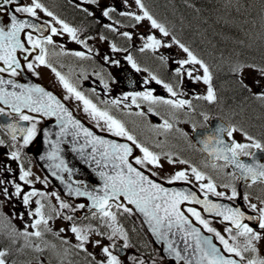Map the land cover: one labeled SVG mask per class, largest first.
Wrapping results in <instances>:
<instances>
[{
  "label": "snow or ice",
  "instance_id": "6c2138e0",
  "mask_svg": "<svg viewBox=\"0 0 264 264\" xmlns=\"http://www.w3.org/2000/svg\"><path fill=\"white\" fill-rule=\"evenodd\" d=\"M135 5L141 10L142 15L137 14L132 11H121L120 16L129 17L137 22L147 19L150 21L151 28L158 29L164 37H169L170 33L167 28L157 22L156 19L148 12L145 8L142 0H133ZM89 4H96L97 0H88ZM122 3L131 8L129 0H122ZM16 0H0V11H2L3 5H14ZM102 16L111 19V14L116 11V8L111 5H101ZM39 12L45 13L48 17H51L56 24L62 26V31L67 32L69 36L77 41V43L85 44L84 40H81L77 36V29L69 26L66 22L59 19L54 15L53 12L49 11L44 7L39 0H31L30 4L19 5L14 8V11L6 13V21L4 24H0V73H9L11 77H17L20 75L19 69L22 68V62L18 59L19 53H30L33 49H39V55L35 56V61L39 64H45V57L47 55L46 44H52V35L44 36V29L48 27L52 34L57 33V28L51 26L48 21L43 23H33L27 19H18V13H25L30 17H35L38 20ZM86 14L91 15L92 13L88 8H85ZM10 19V23H8ZM113 31L117 29L112 28V25H106ZM25 29H32L35 32L41 33V37L34 38L32 32H26L27 44L31 45V48L25 46L22 42L21 32ZM122 36L131 39L132 36L129 32L124 31L120 33ZM104 39L103 36L100 37ZM91 39V38H89ZM172 43L179 46L187 55V59L180 60L179 64L183 65H198L203 69L202 76L194 77L195 80H203V83L207 85L206 95L198 97L208 101L209 103L216 102L218 97L216 91L212 85V73L207 64L203 60L199 59L192 50L189 49L185 44L181 43L174 36L171 37ZM162 46L161 40L157 39L155 35H148L146 37V42L140 51L145 49H157ZM168 46V45H164ZM113 51L119 52L121 49L116 48L115 45L112 46ZM74 55L78 57L84 56L82 52H75ZM24 59L29 61L26 64L27 69H33V63L29 60L28 56ZM105 60H109V57L105 56ZM125 59L135 68H138L136 62L133 60L131 55H127ZM111 63H118V61H111ZM252 68L256 70L255 65H236L232 71L241 77L239 80L240 86L251 92V88L248 84H245L242 78L244 68ZM55 71V69H53ZM177 72L180 68L176 69ZM260 80L264 81V68L259 69ZM60 79L61 84L67 90V92L74 96L77 100L82 101L84 104V111L88 113L93 120H96L99 125V121H104L106 130L112 132L115 136H124L129 144L116 143L114 141L105 140L100 136L94 135L89 129L84 128L79 120L73 119L72 114L67 108L56 99L50 92H46L44 88L39 85H27L22 83H17L14 79H5L0 76V105H6L8 111L6 112L4 107H0V115L3 116H18L19 121L29 122V126L25 127L18 122L8 123L5 125L10 129L12 133V139L15 140L17 134H22L23 145H28L34 136L37 134V124L39 123L38 116L28 115L23 111L27 109L30 113H40L44 116H55L57 123L60 125V131L56 134L57 140L51 141L52 150L47 154L48 158L51 160L59 159V163L53 165L54 168L60 171H67L71 173V169L67 167L63 159L59 157V143L60 138L65 135H71L73 137V151H79L81 158H85V162L94 163L98 171V176L103 182L100 192L102 195L97 194L95 191H89L86 188L82 190L80 187L72 188L68 185L69 194L75 196H87L92 202L93 206L100 211L102 217L109 218L115 221L116 215L109 209L112 207L113 202L116 203L118 209H123L126 213L138 212L144 217L145 222L149 225L150 231L158 237V239L166 245V251L170 256H174L177 261L182 262V264H243L245 261V253L255 254L253 258L247 259V264H264V257L259 256V251L256 247L258 241L264 240V207L257 208L256 204H249V207L258 211V216L248 215L241 211L240 208L230 207L225 204L215 203L208 199V194L211 193L216 197H224L225 192L217 191L216 185L210 176L199 170L196 166L189 164V161L184 159H173L171 156H166V159L170 164H181L187 165L188 168L178 170L174 172L170 177H168V183H173L175 181H185L191 183V178L194 177L196 181L200 182V190L204 192V199H199L196 192L189 191L184 192L182 190H169L162 186V184L155 182L152 178L157 176L158 173L154 172L152 169L162 168V163L160 156L149 150L148 147L143 146L138 143L136 137L129 133L125 125L115 117L109 114L107 111H102L90 100L86 99L85 96L79 92L75 87H73L60 73H56ZM188 75L191 77L192 72L189 71ZM152 80L162 83L155 76L151 77ZM255 87H261L260 81L254 82ZM107 87V84H105ZM164 88L167 89L171 97L176 98L178 93L174 90L173 86L170 84H164ZM131 95L132 102L136 103L137 98H142L150 103H164L170 105L174 109H183L185 106L191 107V102L187 99H163L161 97L153 96L150 91L135 92L131 94H126L125 99ZM256 98L264 100V89L258 93H253ZM63 99H69L65 96ZM112 104H118L119 100L111 101ZM149 112H152V108L149 107ZM144 115V113H140ZM207 119V117H206ZM69 125H71V131L69 130ZM162 127L166 130L172 128V124L167 120L164 121ZM195 125L193 130H195ZM241 132L245 137L244 143L237 142L234 138V133ZM83 134L85 143L80 145L79 149L76 148V140ZM45 137L47 138L49 133L45 131ZM227 137V139L225 138ZM3 141H0L2 144ZM201 143L204 146V150L208 152L209 156L213 158V161H223L222 164L212 163L213 168H226L232 166L235 170L233 175L236 179L248 181L251 180L253 183L262 182L264 183V162L257 159V153H264V141L258 140L251 136L249 133L244 131L242 128H237L235 126H217L214 132L207 134ZM91 145V152L85 153L84 148ZM133 147L139 149L142 156H135L133 153ZM255 149L256 151H252ZM13 160H18L20 154L17 151H13L10 154ZM241 157H248L249 160L241 159ZM134 160L136 167L131 162ZM143 169H147L150 175H146ZM3 171L10 172V168H3ZM20 180L24 181L25 184L31 183L28 177L31 175L30 171H26L21 167ZM54 176L57 175L56 171L52 173ZM62 179V177H58ZM39 180V177H36ZM206 181V182H205ZM12 183V181H5L0 179V195L11 199L13 195H21V185L19 183L14 184L15 192L10 193L8 188L4 185ZM225 188L229 187L224 185ZM45 196V193H38L35 189L31 192L23 194V203L28 205L31 198L35 196ZM58 201L59 196L56 193H52ZM237 196V191L235 187L231 190V195L227 198L229 200L234 199ZM245 200L248 199L246 195ZM124 201L127 202L125 205ZM185 202H192L197 205H202V211L204 213H215L216 216L222 217L224 221H229L232 226L226 227L225 232L235 233L230 235L226 239L219 231L210 226L208 220L204 219L201 215V211L194 207H189L186 209L188 213L195 218V220L203 226L208 233L213 235H202L201 229L193 225L192 220L185 214L182 210V206ZM37 207L34 212L29 211L28 215L33 217V221L30 225L34 231L29 232L25 226V230L20 232L15 227H12L11 234L16 236H23L25 239L24 247H35L37 251H42L39 244L33 245L32 239L35 238L40 240L43 238L46 232H52L49 226V221L53 218L51 215H45L44 207L45 205L41 200L35 201ZM264 203V201H262ZM134 205V209L132 206ZM59 207L61 209H67L70 207L69 204L60 201ZM77 207L83 208L84 205H78ZM73 212L76 209H72ZM62 213L57 211L56 216H61ZM64 220H73L72 216H63ZM255 221L254 226H250L249 223H244L243 221ZM69 229L61 228L60 233H63ZM70 231L75 235L77 244L74 245L76 249L83 250L87 252L85 247L86 244L92 243L89 239L90 233L94 231L90 227H79L76 224H72ZM118 233L121 234L125 241L124 247H128L127 235L122 232L121 229L114 228L112 236L108 237L110 240L113 239ZM177 233L181 234L183 241V248H178L175 246L174 238ZM59 235V233H56ZM98 235H103V233H98ZM244 239V244L241 246L239 244L240 238ZM216 239L223 245V249L219 248L217 244L213 242ZM229 240L232 243H229ZM15 242V241H13ZM68 243V241H64ZM101 241L99 239L95 240V245L99 246ZM101 251L105 254V259L97 262V264H121V261L117 256L113 255L108 246L101 248ZM227 253L228 255H225ZM10 252L8 250L0 249V264H8V256ZM88 255H92L88 253ZM233 257H238L235 259ZM43 264V261H41ZM138 264H144V261H139Z\"/></svg>",
  "mask_w": 264,
  "mask_h": 264
},
{
  "label": "flooded vegetation",
  "instance_id": "af4514ba",
  "mask_svg": "<svg viewBox=\"0 0 264 264\" xmlns=\"http://www.w3.org/2000/svg\"><path fill=\"white\" fill-rule=\"evenodd\" d=\"M39 2L42 3L49 11L57 14L56 17L69 24V26L77 29L78 38L84 40L87 46H85V44L76 43L75 45L71 44L70 47L69 43H72L73 39L69 36V34V40L71 39L72 42L66 40V44L61 43L60 46L53 44H60L53 38L52 44L45 45V48L47 49L45 64H39V62L35 61L36 55L34 54L29 58L33 64L35 63V67L32 70L27 69L26 64L29 61H23V54L19 53L18 59L22 62V68L18 70L20 75L13 78L23 84L26 80H22L21 72L26 75L30 73L32 76L41 80L48 86L55 87L63 98L65 96L69 97L67 101L74 110H77L78 114L82 119H84V121L91 123L97 131H107L104 121H99L100 126H98L97 121L93 120L92 117L82 109L83 102L77 100L69 93H66V89L61 84L60 79H55L52 75V69L55 66L58 73H60V75L63 76L73 87L81 92L86 99L90 100L100 110L107 111L110 115L120 120L125 125L129 133L136 137L138 143L148 147L150 151L159 154L162 168L158 169L153 167L152 169L154 172L158 173L157 177H161L168 181V177L174 174V172L188 168L187 165L170 164L166 159V156L171 155L163 154V151L172 152L173 157H171L173 159L178 158L187 160L190 165L196 166L199 170L203 171L206 176H210L216 185V190L226 193V195L221 198L229 200L227 197L231 195V190L235 187L237 196L231 200L232 202H230L228 206L240 208L241 211L245 213V216L259 215L258 211L249 207V204H256L257 208L264 207V203H262V201H264V183L259 181L255 183L252 181L239 183L238 179H236L235 175H233L234 171L232 166H228L226 168H213V162L222 164L223 161H213V159H210L209 154L204 150V146L201 143L207 134L196 138L200 143L196 144L189 138V127H193L195 125L196 128H207L209 120L214 116H218L224 125H219L218 120L216 119V125L210 133L214 132L217 126H235L237 128H242L251 136L261 141H264V129H258L256 125H253L250 122L248 123L246 121L247 118L245 117H232V110L226 96H224L226 99L223 102L217 100L216 102L209 103L208 101L199 99L198 97H201L204 94L201 93L199 88H193L191 86L194 81L191 82L188 75L185 76L180 72H175L170 75H155L158 80L162 81V83L158 84L156 80L151 79L153 75H149L146 70L141 68V70L137 71L132 66H129L126 61H123V57L121 55L132 56L133 52L132 49L124 47L121 41L120 44L122 45L119 46V49H121L119 52L121 54H117L112 48L114 45V39H107L106 43H99L96 38L89 39L94 33L92 29L96 28L94 26L99 23V21L104 24L106 22H112V15H119L118 12L115 11L111 14V19L102 16L101 5L112 6L111 0H97L96 4H89L88 0H46ZM30 3L31 0H25L24 5ZM121 6V4L119 6L116 4L114 5L116 9L117 7L121 8ZM85 8H88L92 13V16H94L93 20H91L88 17V14H86L84 11ZM42 14L43 15L38 13L40 19L48 21L52 26L53 21L48 18L45 13ZM83 22H85L83 28L76 27ZM33 37L37 38L34 34ZM64 38L66 39L65 36ZM126 41L127 39L122 40L124 43H126ZM25 42H27L26 36ZM75 52H82L84 53V56L78 57L74 55ZM101 54H106L109 58L111 56L112 59L101 60ZM37 55H39V51ZM111 61H118V63L114 64L111 63ZM146 62V60H140V66ZM2 66L3 65H0V67ZM77 69L80 71H77ZM5 73L10 75L7 72ZM105 84H107V87H105ZM164 84L172 85L174 90L178 93V96L176 98L171 97V94L164 88ZM143 91H150L153 96L161 97L163 99H187L191 102V107L185 106L183 109H174L168 104L150 103L142 98H137L136 103H133L131 95H128V98L125 99L126 94ZM113 100H119V103L112 104L111 101ZM122 105H127V107H129L126 110L130 119L129 121L121 119L119 110ZM194 105H197L199 110L192 112V107ZM0 107H4L6 112L8 111L7 106L0 105ZM149 107L152 108V112L148 111ZM25 113L36 116L30 112L25 111ZM140 113H144V115H140ZM9 117L25 127L29 126V122L19 121L18 116L13 115ZM261 117L264 118V115H261ZM53 118L56 120L55 116ZM165 120L172 124L171 129L166 130L162 127ZM44 123V120L39 118V123L37 124V134L32 138L28 145H23L22 134H17L16 139L13 140L11 131L0 127V141H3V143L0 144V179L12 181V183L4 185L8 188L10 193L15 192V183H19L21 185V195L19 196L13 195L11 199H8L5 196L0 195V222L6 221L3 219V216L5 215L15 224L21 223L22 220L32 223L33 217L29 216L28 212H34L37 207L35 203L36 200H41V202L45 205V215H50L49 212L51 206L49 205H52L51 202H58V200L51 194L56 193L60 198L59 203L60 201L70 202L69 208L61 209L59 207L58 210L61 213L64 211L68 216L73 217V220L68 221L67 223V221L63 219V216H60V221L65 227H68L70 230L72 224H76L78 226L81 222H84L92 225L93 228L98 229V227L101 226L97 220L99 217L98 213L91 212V214H84L78 217L76 215L78 214L77 212L80 208L77 207L78 204H75L68 199L66 200L60 191H58L56 186L48 180L42 169H40L37 165L33 151L36 145V137ZM181 124H185L187 126V129L184 132H179L181 130ZM52 131L58 133V131H60V126L56 124ZM225 138L227 139V137ZM234 138L237 142H246L245 137L241 134V132L234 133ZM82 142H84V140H82ZM77 143H79L78 137L75 144ZM13 151L19 152L20 158L18 160H13L11 158L10 154ZM252 151H255V149H252ZM137 153V156L143 155V153L139 150ZM261 155L264 160V153ZM257 159L261 160V157H257ZM164 163H168V166L166 165L165 167ZM21 167H23L26 171H30L31 175L28 179L31 183L25 184L24 181L19 179L21 175ZM3 168H10L11 171H3ZM36 177H39V180H37ZM190 184L195 186L201 194H204V192L200 190V182L196 181L194 177L191 178ZM224 185H228L229 187L225 188ZM33 189H35L38 193H46V191H48L51 200L46 196L41 197L38 195L32 197L29 204L25 205L23 203V194L31 192ZM209 194L212 195L211 193ZM246 195L248 196L247 200L244 199ZM189 207L190 206H186V209ZM74 208L76 209L75 212L72 211ZM92 214L94 217H92ZM201 215L204 219L209 221L211 227L219 231L226 239H228L230 235L235 234L234 232H225V228L232 226L231 224H228L220 219H215L209 215L206 216L202 213ZM121 220L124 225L123 228L125 234L128 236L130 234V236L138 243L140 242L142 245L147 246V233L142 231V229L137 226L135 222L130 220L127 215L123 216ZM243 222L249 223L250 226H254L256 223L255 221L247 220H244ZM6 224L8 223L6 222ZM34 230L35 229H33V231ZM19 237L21 236L15 235L11 238L10 242V239L6 237L4 232L0 233V249L8 250L10 252V255L7 258L8 264H41V261H43V264H97L98 262L94 255L85 256L82 250L76 249L74 247V245L78 243L75 242L76 240H67L59 235H55L53 232H46L43 238L38 241L34 238V244H39L42 249V251H37L35 256L30 251L33 247H16L18 243L13 241H21ZM65 240L68 241V243H64ZM229 243H232V241L229 240ZM255 243L259 251V256L264 257V240ZM239 244L241 246L244 244V239L242 237L239 239ZM254 255L255 254L250 252L245 253L244 263L247 264V259L253 258ZM159 260H161V257ZM162 261H164V258Z\"/></svg>",
  "mask_w": 264,
  "mask_h": 264
},
{
  "label": "trees",
  "instance_id": "16d2710c",
  "mask_svg": "<svg viewBox=\"0 0 264 264\" xmlns=\"http://www.w3.org/2000/svg\"><path fill=\"white\" fill-rule=\"evenodd\" d=\"M142 2L153 18L206 62L211 71L221 70L223 77L217 73V86L225 85L222 98L226 96L232 113L264 129L263 105L255 101L252 91L240 86V79L232 71L236 65L264 68V0Z\"/></svg>",
  "mask_w": 264,
  "mask_h": 264
},
{
  "label": "rangeland",
  "instance_id": "374dc122",
  "mask_svg": "<svg viewBox=\"0 0 264 264\" xmlns=\"http://www.w3.org/2000/svg\"><path fill=\"white\" fill-rule=\"evenodd\" d=\"M112 2H113V0H111V4H113ZM119 3L120 2H117L116 4L118 6L120 4L121 5H125L122 2L120 4ZM129 3L131 4V8L126 9V11L130 10L132 12H135L137 14L142 15L141 10L135 5L133 0H129ZM99 4H100V2H99ZM117 9H118V7H117ZM123 11H125V10H123ZM38 13L43 15L42 12L38 11ZM119 24H121V28H119V27L115 28V29H117V31H113V30L109 29L108 27H106V28L103 27L104 29L99 28V26H98L99 24L97 23V26H95V27L98 28V29H96V28L92 29L94 31V33H93V36H91L90 38L91 39H95V38L98 39L99 43H104V42L106 43L107 39H114V41L117 43L118 46L123 44L124 47L130 48L132 45H135V47H131V48H134L136 50H140L141 48H143V46H144V44L146 42V37L148 35H155L157 39L161 40L162 46L157 48V49H145L147 51L146 53L148 55H150L152 59H154V56L157 55V54L159 56L162 55L161 59L160 58L159 59L162 62L165 63L166 70H169L170 67L174 71H176L177 68H180L179 72L181 74L185 75V76H187L188 72L191 71L192 72V76L190 77L188 75L190 77V79H191V82L194 81V83H192L191 86L193 88L194 87L199 88L201 93L206 95L207 85H205L203 83V80H195L194 79V77H196V76H202L203 75V69L200 68L198 65H191V64L181 66L179 64V61L187 59V55H186V53L183 52L182 49L179 48L178 45L172 43V39H171L170 36L169 37H164L163 34L160 33L158 29L151 28L150 21H148L147 19H144L143 21L137 22L134 19H131L129 17H125L122 21H119ZM52 26L57 28V33L56 34H52L51 33L50 35H52V38H54L56 41H58V43H60V44L53 43L54 45H57V46L59 45L60 46L61 43L66 44L65 43L66 40L72 42L71 39L69 40L68 33L62 31V26L61 25L56 24L53 21ZM92 30H89V31H92ZM120 30L122 32H124V31L129 32L131 34L132 38L128 39V38L122 36L120 34L121 33ZM64 36L66 37V39L64 38ZM101 36H103L104 39H101L100 38ZM124 39H127L126 43L122 42V40H124ZM120 41H121L122 44H120ZM76 43H77V41L73 40L72 43H69L70 47H71V44L75 45ZM164 45H168V46H164ZM116 53L117 54H121L120 52H116ZM105 56H106V54L102 55V57H100V59L101 60H105L104 59ZM121 56L123 57V61H126V63L129 66H132L125 59L126 56H124V55H121ZM109 59H112L111 56H110ZM144 59L145 60L147 59V55L144 57ZM148 63H149V66L152 67V68H154L155 66L159 67V65H160V63L157 62V61H154L153 63H151V62H148ZM34 64H33V68L35 67ZM53 69H55V71H53ZM53 69H52V75L55 77V79H59V77L56 74V73H58V71L56 70V67L54 66ZM216 69H218L217 66H216ZM77 71H80V70L77 69ZM217 73H219V76L223 77L221 70L220 69L216 70V79H215L216 80V84L218 83ZM242 78L245 80L246 83H248L252 87V89L256 90L257 92H259L262 89H264V81L260 80L259 69L253 70L252 68H247V67L244 68V71H243V74H242ZM255 81H260L261 87H255L254 86V82ZM223 87H225V86H221V89H224ZM66 93H68L67 90H66ZM128 108L129 107H127V105H122L121 109L119 110L120 115H121V119H124L125 121H129L130 120L129 117H128V113L126 112V110ZM82 109L84 110V104L83 103H82ZM240 110L244 111L242 108ZM2 126L3 125L0 124V127H2ZM180 128H181V130L179 132H184L187 129L185 124H181ZM163 152H164L163 154H168V155H171L173 157V153L172 152H167V151H163ZM175 159H178V158H175ZM133 162H134V160H133ZM164 165L166 167V165L168 166V163H164ZM161 180H163V179H161ZM45 194H46L45 196L48 199L51 200V197H50V194L48 193V191H46ZM63 202L67 203V204L70 203V202H67V201H63ZM51 203H52V205L51 204L49 205V206H51L49 214L53 218L49 221V226L51 227L52 232L55 235H56V233H59L60 237H63L65 239H67V240H69V239L70 240L71 239L76 240L75 235L70 230H67V231H65L63 233H60V229L61 228H65V229H69V228L65 227L62 224V222L60 221V216H56V212L59 210V204H60L59 201L56 202V203L55 202H51ZM114 210H116V209L114 208ZM3 213H5V212H3ZM92 217H94L93 214H92ZM3 219L6 220V221H1L0 222V233L4 232L6 237L8 239H10V242H11V238L15 236V235L11 234L12 227H15L20 232H23L25 230V226L28 225L29 227L27 228V230L29 232L33 231V228L30 227L31 223H29L26 220H22L21 223L15 224V223L11 222L10 218H8L5 215L3 216ZM97 220H98V223L101 224V226H99L98 229L93 228L92 225L86 224L84 222H81L80 225H78V226L79 227H90L91 229L94 230V231H92L90 233V236H89V239L92 241V243H88V244L85 245V247L87 249V252H85L83 250H82V252L85 254V256H88V253H91L92 256L94 255V257L99 262V261L105 259V254L101 251L102 247L108 246L110 251L112 252V250H111L112 247L110 246V244L112 242L117 241L121 245L124 246L125 241L122 238L120 233H118L111 240L108 238V237L112 236V232H113L114 228L121 229L122 232L124 233V229L122 228V226L119 223H117L116 219H115V221H112L109 218L102 217L101 214H99V217L97 218ZM6 222L8 224H6ZM101 232L103 233V235H98V233H101ZM21 237H19V239H21V241L18 242V241L15 240V242L18 243L16 245V247H20V246H21V248L24 247L25 239H24L23 236H21ZM97 239H99L101 241V244L99 246L95 245V240H97ZM36 241H38V240H36ZM34 242L35 241H34V238H33L32 239L33 245L37 244V243L34 244ZM75 242L77 243V240ZM134 242L136 244H139L136 240H134ZM127 248H128V251H127V254L125 256L117 257L121 261V264H138L139 261L143 260V258L140 256V255H143V254H141L140 252H137L136 250H134L130 246L126 247V249ZM30 251L32 252V254H34V256H35V254H37V250L35 249V247H33V249L30 250ZM152 254L157 255L158 251L157 250H153ZM144 263H146V260L144 261Z\"/></svg>",
  "mask_w": 264,
  "mask_h": 264
},
{
  "label": "water",
  "instance_id": "95a60500",
  "mask_svg": "<svg viewBox=\"0 0 264 264\" xmlns=\"http://www.w3.org/2000/svg\"><path fill=\"white\" fill-rule=\"evenodd\" d=\"M18 3H20V1L19 0H16V4H18ZM3 7L5 8V11L4 12H0V18L2 17V16H4V15H6V13L7 12H9V10H11V11H14V8H13V5H3ZM17 15V14H16ZM17 16H19V15H17ZM22 17H24V16H22ZM0 24H3V22H1L0 21ZM21 33H23V31L21 32ZM46 88V87H45ZM52 90V89H51ZM52 95H54L55 97H56V99H58V100H60V102L64 105V107L65 108H67L68 109V111L69 112H71L72 113V110L70 109V107L66 104H64L63 103V99H61V98H58V96L55 94V93H53V92H50ZM107 136V138H106V140H109V141H114V142H116V143H121V144H129V145H131L129 142H127L126 140H124V139H113V138H110L111 136L110 135H106ZM38 148L36 149V154H39L40 153V149H41V146H40V136H38ZM50 149L52 150V146H50ZM47 154L48 153H46V152H43L42 154H39V163H40V165L42 166V167H44L45 169H46V171H47V173L51 176V178L55 181V176L52 174L53 173V171H55V169L53 168V160H51V159H49L48 158V156H47ZM43 157H45V158H43ZM132 163H133V165L134 166H136V167H139V166H137V165H135V163L133 162V161H131ZM144 171V170H143ZM145 172V171H144ZM80 174L82 175L81 176V178H83L85 181L84 182H82V183H77V184H75L78 180H80V179H78L77 181H75L73 184H75V185H71L72 186V188H77V187H80L82 190H84L85 188L87 189V190H89V191H95L97 194H100V195H102V192H100V189L102 188V184H103V182L101 181V179L100 178H95V176L93 177V175L91 174V172L90 171H88L87 169H84V168H80ZM145 174L146 175H150L148 172H145ZM150 178H152V179H154V181L156 180L155 178H153V177H150ZM157 181V183L158 182H161V181H158V180H156ZM155 181V182H156ZM160 184H162V186L163 187H165V188H168L169 190H182V191H184V192H186L187 191V188L185 187V186H182V188H179L178 186H179V184H177V183H171V184H166V183H164V182H161ZM61 186V188H63V185H60ZM72 197H73V199L75 200V201H77V202H83L84 203V208H86V209H91V208H95L94 206H93V202L87 197V196H75V195H72ZM124 203L125 204H127V202L126 201H124ZM133 209H134V205H132L131 206ZM97 209V208H96ZM182 210H184L185 211V214L187 215V216H189V218L192 220V222H193V225L195 226V227H197V228H200L201 229V233H202V235H212L211 233H208V232H206V231H204L203 230V228L201 227V225L198 223V222H196V221H194L193 219H192V217L187 213V211L185 210V209H182ZM140 216H141V218H143V220H144V217H143V215L141 214V213H138ZM144 222H145V220H144ZM146 227H147V229L150 231V227H149V225L146 223ZM151 232V231H150ZM155 236V235H154ZM172 239H174L175 240V246L176 247H178V248H183V241H182V238H181V234L180 233H177V235L174 237V238H172ZM213 242L215 243V244H217V246L219 247V248H221L222 249V247H221V245L220 244H218L216 241H215V239H213ZM155 244L159 247V249H160V251H161V253H163L164 254V256H166V258L168 259V261L169 262H167V263H163V264H182V262H180V261H177L176 260V258L174 257V256H170L169 254H168V252L166 251V245L163 243V242H161L159 239H158V237H157V241L155 242Z\"/></svg>",
  "mask_w": 264,
  "mask_h": 264
},
{
  "label": "bare ground",
  "instance_id": "6f19581e",
  "mask_svg": "<svg viewBox=\"0 0 264 264\" xmlns=\"http://www.w3.org/2000/svg\"><path fill=\"white\" fill-rule=\"evenodd\" d=\"M115 1L116 0H113V2L112 3H115ZM238 1V0H237ZM231 3V2H230ZM237 5V4H236ZM254 9V8H253ZM240 10V9H239ZM243 11V10H242ZM218 12V11H217ZM241 14V13H240ZM94 15V14H93ZM216 15V14H215ZM232 15V14H231ZM259 15V14H258ZM218 16V15H217ZM264 16V15H263ZM262 16V17H263ZM88 17L91 19V20H93V18H94V16H92V14L91 15H88ZM205 17V16H204ZM198 21V20H197ZM232 21V20H231ZM257 22V21H256ZM84 23L85 22H83V23H81L80 25H78V26H76V27H79V28H83V26H84ZM203 24V23H202ZM205 27V26H204ZM213 27V26H212ZM213 29V28H212ZM214 36V35H213ZM231 43V42H230ZM233 43V42H232ZM222 84V83H221ZM225 86V85H224ZM60 154H62V152H60ZM43 158H45V157H43ZM80 159H79V157L77 156V158L75 159V161L77 162V161H79ZM98 173V172H97ZM97 173H94L93 174V177L95 176V178H100L99 176H98V174ZM200 207H202V205H199ZM233 258H235V259H237L236 257H233Z\"/></svg>",
  "mask_w": 264,
  "mask_h": 264
}]
</instances>
